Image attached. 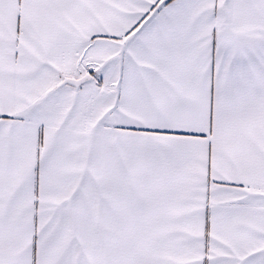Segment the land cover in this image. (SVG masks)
Wrapping results in <instances>:
<instances>
[{
	"label": "snow or ice",
	"instance_id": "obj_1",
	"mask_svg": "<svg viewBox=\"0 0 264 264\" xmlns=\"http://www.w3.org/2000/svg\"><path fill=\"white\" fill-rule=\"evenodd\" d=\"M0 264H264V0H0Z\"/></svg>",
	"mask_w": 264,
	"mask_h": 264
}]
</instances>
